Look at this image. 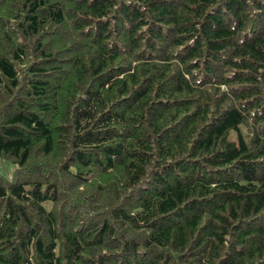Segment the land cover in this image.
<instances>
[{"label":"trees","instance_id":"obj_1","mask_svg":"<svg viewBox=\"0 0 264 264\" xmlns=\"http://www.w3.org/2000/svg\"><path fill=\"white\" fill-rule=\"evenodd\" d=\"M0 264H264V0H0Z\"/></svg>","mask_w":264,"mask_h":264},{"label":"rangeland","instance_id":"obj_2","mask_svg":"<svg viewBox=\"0 0 264 264\" xmlns=\"http://www.w3.org/2000/svg\"><path fill=\"white\" fill-rule=\"evenodd\" d=\"M6 160L0 159V175L10 177L13 172V166L9 164Z\"/></svg>","mask_w":264,"mask_h":264}]
</instances>
